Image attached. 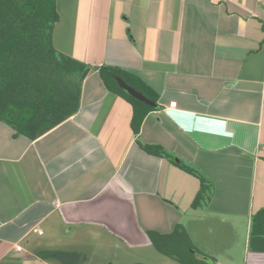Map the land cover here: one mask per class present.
I'll use <instances>...</instances> for the list:
<instances>
[{
  "label": "crops",
  "instance_id": "crops-1",
  "mask_svg": "<svg viewBox=\"0 0 264 264\" xmlns=\"http://www.w3.org/2000/svg\"><path fill=\"white\" fill-rule=\"evenodd\" d=\"M57 4V50L134 72L161 107L136 135L131 104L92 70L79 111L40 137L0 122V264H64L38 252L89 240L115 264H169L149 233L178 223L213 264H264L249 246L264 207V0ZM174 156L212 183L204 216L189 212L201 180Z\"/></svg>",
  "mask_w": 264,
  "mask_h": 264
},
{
  "label": "trees",
  "instance_id": "trees-1",
  "mask_svg": "<svg viewBox=\"0 0 264 264\" xmlns=\"http://www.w3.org/2000/svg\"><path fill=\"white\" fill-rule=\"evenodd\" d=\"M59 20L57 0H0V122L31 140L40 137L79 111L83 82L94 70L109 91L131 104V127L138 135L145 117L161 107L159 93L134 72L106 64L93 66L57 50L54 30ZM116 76L151 98L156 106L130 95L119 86ZM139 144L150 154L173 158L161 144ZM174 163L201 180L193 207L207 205L212 183L182 160ZM176 234L190 240L181 223L168 234L149 233L161 253L166 252V243ZM249 246L253 252H264V207L252 215ZM38 255L64 264L87 260L86 254L61 249L39 251ZM172 256L181 264H207L186 263L179 253Z\"/></svg>",
  "mask_w": 264,
  "mask_h": 264
},
{
  "label": "rangeland",
  "instance_id": "rangeland-1",
  "mask_svg": "<svg viewBox=\"0 0 264 264\" xmlns=\"http://www.w3.org/2000/svg\"><path fill=\"white\" fill-rule=\"evenodd\" d=\"M174 157H175V160L177 161L178 157L177 156H174ZM204 178L208 179L205 176H204ZM183 203H186V202L183 201ZM205 207H207V205H205L204 203L202 205L197 206V208H194L192 206V208L190 209L189 212H194L195 210H197L198 216H204ZM187 216H189V215L187 214ZM186 233L189 237V234L187 231H186ZM181 236H182L181 234H176V235H174V237H171V240H169L166 243V245H165L166 252L163 253L166 256V260H168V261H166V263L170 262L169 264H173L174 262L172 260H174V261L176 260V262H177L178 260L175 259L172 256V254L179 253V255L181 257H183V259L186 263H190L192 260H196L198 262H206L207 264H213L214 257L210 256L211 254L207 251L209 249H206V248L202 249L197 243L194 242L195 243L194 244L192 240H187V238L184 239ZM87 241L88 240H86V242ZM92 243H95V241L89 240V245H88L89 248L82 247L81 251L76 250L77 252L86 254L87 260H85L83 263H86V264H115L113 262V259H115V258H113V255H111L112 252L105 251L104 254L107 256H105V255L99 256V254L95 253V249H93V247L95 245H93ZM87 244H85V245H87ZM192 248H196V250L192 251ZM93 254H95V255L93 256ZM219 257L223 262L226 261L224 256H219ZM90 258L92 259V262L89 263L88 260ZM236 258L238 259V257H236ZM109 261H111V262H109ZM142 263L146 264L145 262H142ZM154 264H159V263H156V261H155Z\"/></svg>",
  "mask_w": 264,
  "mask_h": 264
},
{
  "label": "water",
  "instance_id": "water-1",
  "mask_svg": "<svg viewBox=\"0 0 264 264\" xmlns=\"http://www.w3.org/2000/svg\"><path fill=\"white\" fill-rule=\"evenodd\" d=\"M116 80L121 88H123L125 91H127L130 95L133 97L146 102L147 104L156 106V103L149 97H147L144 93L137 90L135 87L127 83L124 79H122L120 76H116ZM178 160V159H177Z\"/></svg>",
  "mask_w": 264,
  "mask_h": 264
},
{
  "label": "built area",
  "instance_id": "built-area-1",
  "mask_svg": "<svg viewBox=\"0 0 264 264\" xmlns=\"http://www.w3.org/2000/svg\"><path fill=\"white\" fill-rule=\"evenodd\" d=\"M222 1H223V0H222ZM38 232H39V233H42V230H39Z\"/></svg>",
  "mask_w": 264,
  "mask_h": 264
}]
</instances>
